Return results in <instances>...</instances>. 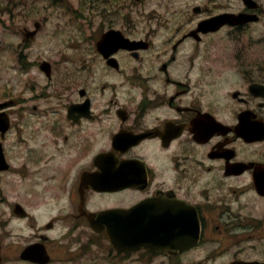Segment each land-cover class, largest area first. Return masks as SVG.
Returning <instances> with one entry per match:
<instances>
[{
    "label": "flooded vegetation",
    "instance_id": "af4514ba",
    "mask_svg": "<svg viewBox=\"0 0 264 264\" xmlns=\"http://www.w3.org/2000/svg\"><path fill=\"white\" fill-rule=\"evenodd\" d=\"M98 2L0 87V264H264V0Z\"/></svg>",
    "mask_w": 264,
    "mask_h": 264
},
{
    "label": "rangeland",
    "instance_id": "374dc122",
    "mask_svg": "<svg viewBox=\"0 0 264 264\" xmlns=\"http://www.w3.org/2000/svg\"><path fill=\"white\" fill-rule=\"evenodd\" d=\"M4 0H0L3 2ZM45 2L40 3L42 6ZM2 6L0 10H3ZM18 11V10H17ZM15 12V22L12 23L11 20L6 21L7 24H10L11 27L5 28V22L0 21V50H3L0 54L1 63H7L8 60H5L4 50H7V47H17L20 42L21 32L27 28V23H25V17L19 12ZM49 14V12H47ZM2 14V13H0ZM4 18V15H3ZM5 19V18H4ZM68 20H71L70 16H58L54 14H50V19L45 26L41 34H39L38 38L33 42V47L31 50H53V53L56 55L59 54L58 50H61V56L58 57V60L61 59L64 52H68V50H87L90 47L95 46V42L93 38H91V32L88 29L86 31V36H81L78 30L75 32L73 29V22L71 20V26ZM34 21H27L30 25L34 24ZM80 25L82 28H86L87 24L84 20H80ZM75 26V25H74ZM264 31L263 25L252 24L250 28L247 30L248 34L258 37L261 36ZM17 32L19 35H17ZM58 38V39H56ZM19 39V42L16 43ZM16 43V44H15ZM14 46H13V45ZM15 50H20L15 48ZM94 50V49H93ZM37 56H43L42 51H38ZM57 58V57H56Z\"/></svg>",
    "mask_w": 264,
    "mask_h": 264
},
{
    "label": "water",
    "instance_id": "95a60500",
    "mask_svg": "<svg viewBox=\"0 0 264 264\" xmlns=\"http://www.w3.org/2000/svg\"><path fill=\"white\" fill-rule=\"evenodd\" d=\"M141 233H145V232H147V231H140Z\"/></svg>",
    "mask_w": 264,
    "mask_h": 264
}]
</instances>
